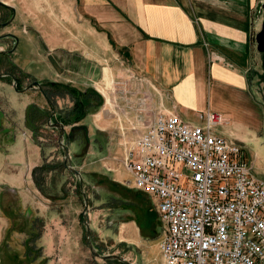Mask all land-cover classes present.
<instances>
[{
    "label": "crops",
    "instance_id": "1",
    "mask_svg": "<svg viewBox=\"0 0 264 264\" xmlns=\"http://www.w3.org/2000/svg\"><path fill=\"white\" fill-rule=\"evenodd\" d=\"M77 1L74 7L72 0H61L68 24V39L64 41L63 31L62 47L73 57L63 66L67 74L63 72L65 76L58 79L45 73L36 80H59L82 89L94 86L106 98L100 86L106 87L107 73L111 81L118 79L121 84L135 86L133 92L142 93L148 106L156 111L173 110L195 123L201 122V110L221 111L227 121L216 130L239 142L252 165V161L264 159V52L256 39L264 19V8L258 9V4L264 0ZM23 46L32 47L30 43ZM6 84L9 87L0 90V249L14 233L29 236L28 230L16 226L20 208L16 210L14 203H21L22 196H29L30 201L32 193L43 196L32 170L44 159L34 131L27 126L26 110L33 102L50 108L39 86L18 89L13 80ZM57 103L58 107L71 106L73 100L69 95L58 96ZM101 107L82 120L88 127L92 124L93 134L98 128L105 129L97 122ZM106 157H111V151ZM135 191L151 200L147 192ZM7 195L11 196L8 203ZM23 206L30 220L36 216L44 219L41 236L30 242V255L38 239L39 246L51 249L55 242L50 236L58 223L57 216H49L53 207L49 203ZM124 223L132 228L137 221ZM132 229L136 237L137 228ZM67 241L62 242L63 251L80 248L78 241ZM61 259V264H82L72 262L69 256ZM161 261L159 257L156 264Z\"/></svg>",
    "mask_w": 264,
    "mask_h": 264
},
{
    "label": "rangeland",
    "instance_id": "2",
    "mask_svg": "<svg viewBox=\"0 0 264 264\" xmlns=\"http://www.w3.org/2000/svg\"><path fill=\"white\" fill-rule=\"evenodd\" d=\"M5 1L14 5L15 12L9 25L0 26V33L6 30L15 32L20 38V44L13 52L2 54L0 74L4 71H14L16 75L22 77L23 88L45 73L62 79L65 76L63 72L66 74L68 72L67 70L62 71L63 66L68 62V58L72 62L73 57L70 56L67 48L62 47V43H64L63 31L65 32L64 36H66L64 41L68 39V30L65 26L68 24L67 14L62 10L61 0ZM72 2L76 7L78 1L72 0ZM26 43H30L32 47L23 46ZM10 44H12L10 37H0V49L7 48ZM34 63L38 64L34 65ZM15 64L17 67L14 66ZM105 77L107 80L106 87L100 86V88L106 94V98L101 107L102 114L97 120L99 125L105 129L98 128L93 134L91 133L92 124L90 125L91 143L88 152L84 154H82L85 148L83 144L79 146L78 143L74 142L69 144L71 155H74L70 162L81 171L84 189L89 197L87 213L94 248L91 249L89 245L86 223L84 218H81L85 208V198L81 184H79L80 178L66 167L61 172L49 173L46 179L47 189L57 196L51 198L41 192L43 196L39 193L35 197L32 193L30 201L29 196L26 198L22 196V199L18 197L21 203H14L16 210L20 208L19 214L16 216L18 220L16 226L19 228L24 227L26 223V216L23 213L24 203L51 204L53 208L49 216H57L58 219V223L53 226L50 236L55 242L54 246L51 249L50 247L39 246L40 239H38V246L32 248L30 257H26L24 254L27 245L24 240L28 235L26 233H14L10 240L9 237L6 238L5 243H2L1 240L3 247L2 250L0 249V264H61L62 256H69L73 258L72 262H82V264H125L118 258L104 259L97 252L118 253L135 264H156L158 258L162 257L159 249L161 222L152 205L154 201L146 196L142 198L130 191L133 187L129 185L128 187H131L129 189L123 187H120L119 190L112 189L104 179L107 176L113 179L117 178L122 184L127 185L124 179L129 177V174L121 164L124 149L123 145L120 144L122 141L120 126L127 125L129 120L134 118L143 107L148 106L147 98L142 93L133 92L135 86L132 84L126 86L125 83L121 84V81H117L118 79L111 81L107 73ZM8 80L14 81L13 78L9 79L0 75V90L9 87L6 84ZM32 87L38 89L34 85ZM12 89H16L15 85ZM2 105L3 103H0V106ZM87 121H91L90 116H88ZM66 129L69 130L70 126L67 125ZM38 139L43 142V145L40 146L44 160L45 158L51 161L64 159L58 145L59 133L50 123L41 127L38 131ZM38 139L35 138V140ZM109 151H111V157H106ZM77 155L78 157H76ZM252 162L255 174L264 178V159ZM107 166L114 167L116 170H110ZM94 171L97 172L93 175ZM133 189L136 190V188ZM9 198L11 196L7 195V203L10 201ZM145 201L156 214L157 232L152 236L148 230L149 237H146L148 235L141 234L138 223H136L133 224L137 228L135 237L132 229L134 227L129 228V224L124 222L134 220V218L138 219L139 209L132 206H135V203H145ZM130 205L132 206L127 208ZM67 240L72 243H77L73 240L78 241L80 248L63 251L60 247L62 242L67 243ZM30 246L31 244L28 245V248L31 250ZM14 251H19L22 254L21 261H17ZM1 253H4V262H2Z\"/></svg>",
    "mask_w": 264,
    "mask_h": 264
},
{
    "label": "built area",
    "instance_id": "3",
    "mask_svg": "<svg viewBox=\"0 0 264 264\" xmlns=\"http://www.w3.org/2000/svg\"><path fill=\"white\" fill-rule=\"evenodd\" d=\"M198 116L146 106L120 126L125 183L150 195L161 222L159 264H264V178L216 130L223 112Z\"/></svg>",
    "mask_w": 264,
    "mask_h": 264
},
{
    "label": "trees",
    "instance_id": "4",
    "mask_svg": "<svg viewBox=\"0 0 264 264\" xmlns=\"http://www.w3.org/2000/svg\"><path fill=\"white\" fill-rule=\"evenodd\" d=\"M1 56L2 54L0 52V58ZM14 66L17 67L16 64ZM2 76H6L9 79L13 78L14 80H16V87L18 89L23 88L21 85L22 79H20V76L16 75L14 71H11V73L8 75ZM38 81L40 89L48 99L50 108L42 107L34 102L30 103L27 106L26 122L27 126L34 131L35 138L38 139V131L43 125L48 124L49 119L51 118V120L54 122L62 121L64 125L70 126L69 130L65 128L64 138V143L68 148L70 142L72 141H80L83 143L84 147H88V145L90 144L91 136L89 135V127L87 123L83 122L82 120L89 113L97 111L103 105L105 100L104 95L94 86H88L85 89H82L76 85H73L72 83L59 80L44 79ZM66 95L70 96L71 100H73V104L71 106L58 107L57 97H63ZM53 128L57 129L58 133L60 132L58 127L53 126ZM37 142L39 143V145H43V142L41 140L38 139ZM58 145L60 146L61 152L65 157V150L60 141H58ZM66 167L67 166L64 159L51 161L45 158L42 164L37 165L33 168V178L36 185L43 194L51 198L57 196L47 189L46 179L49 173H53V171L61 172ZM104 179L112 189L119 190L120 187L126 189L130 188L127 185L120 183L119 181L112 180L107 177H105ZM130 191H133L135 194L141 196L142 198L145 197L144 194L139 195L132 188L130 189ZM131 206L132 205L128 206L127 208H130ZM132 207H136L139 209V217L138 219H134L137 221L139 227L141 228L142 234L149 236V230L152 236H154L156 234L155 232H157L158 223L156 214L153 209H150V206L146 201L145 203H135V206ZM43 225L44 219L41 216H36L32 220L26 217L25 226L19 229L23 231H29V236L25 240L27 244V250L24 255L26 257H30V249L28 248V245L31 241L35 242V240L41 236ZM1 255L3 257L2 262H4V253H1ZM14 256L17 258L18 262L22 260L18 252H15Z\"/></svg>",
    "mask_w": 264,
    "mask_h": 264
},
{
    "label": "water",
    "instance_id": "5",
    "mask_svg": "<svg viewBox=\"0 0 264 264\" xmlns=\"http://www.w3.org/2000/svg\"><path fill=\"white\" fill-rule=\"evenodd\" d=\"M0 1L5 2L3 0H0ZM261 8H264V2H260L258 4V9H261ZM256 39H257V42H258L259 49L264 52V19H263L262 28L257 33ZM1 51H4V49H0V52ZM263 64H264V60H263ZM14 81H16V80H14ZM32 85L39 86V81L38 80H35L29 86H32ZM49 123L51 124V126H56V127L59 128V131H60L59 132V141L63 145L64 150H65L64 160H65L66 166L71 171H73L76 175H78L79 178H80V184H81V187H82V193H83V196L85 198V208L83 209L82 214H83V218H84L85 223H86L87 237H88V240H89V245H90L91 249H93L94 246H93V243H92L91 228H90V223H89L88 213H87V208H88V195H87V193H86V191L84 189V179H83V176H82L81 171L78 168H76L75 166H73L71 164V162H70V160L72 158L71 151H70V149L64 143L65 128L66 127H65V125L63 124L62 121L54 122V121L51 120V118L49 119ZM97 254L100 257L104 258V259H108V258H118V259L122 260L123 262H125L126 264H135L133 261L129 260L127 257H125V256H123L121 254H118V253H100V252H97Z\"/></svg>",
    "mask_w": 264,
    "mask_h": 264
},
{
    "label": "flooded vegetation",
    "instance_id": "6",
    "mask_svg": "<svg viewBox=\"0 0 264 264\" xmlns=\"http://www.w3.org/2000/svg\"><path fill=\"white\" fill-rule=\"evenodd\" d=\"M0 12H1L0 13V26L6 27L12 21V17L15 12L14 6H12L11 4L7 2L0 1ZM0 37H4V38L10 37L12 39V44H10L7 48H2L4 49V51H1V54L13 52L16 49V47H18V45L20 44L19 36L11 30H6L3 33H0ZM4 73L8 75L11 73V71H6Z\"/></svg>",
    "mask_w": 264,
    "mask_h": 264
}]
</instances>
